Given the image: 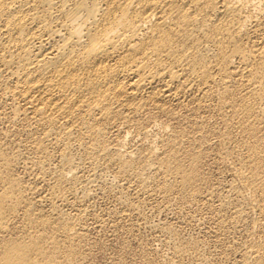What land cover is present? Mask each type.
<instances>
[{
	"label": "bare ground",
	"instance_id": "bare-ground-1",
	"mask_svg": "<svg viewBox=\"0 0 264 264\" xmlns=\"http://www.w3.org/2000/svg\"><path fill=\"white\" fill-rule=\"evenodd\" d=\"M89 223L264 264V0H0V264H85Z\"/></svg>",
	"mask_w": 264,
	"mask_h": 264
},
{
	"label": "rangeland",
	"instance_id": "rangeland-1",
	"mask_svg": "<svg viewBox=\"0 0 264 264\" xmlns=\"http://www.w3.org/2000/svg\"><path fill=\"white\" fill-rule=\"evenodd\" d=\"M102 204H99L97 207H96V210H98L97 212H99L100 213V211L102 212V210L104 209L102 206H101ZM102 207V210H100L101 209V207ZM100 210V211H99ZM178 210H176L175 212L177 213V214H175V212L173 211L170 215H169V217L168 216H162L160 219H158V218H155L156 219V221L158 222V220L159 221H163V222H174V218H176L175 219V221L176 222H178L179 224H177L175 227H176V229H178V227H179V229L178 230H180L181 229V232H180V234L184 237V238H186V239H189V238H194V239H198V240H200L201 242L203 241H205L204 243H207L208 244V242H209V237L207 236L208 235V227L207 226H204L203 228H201L200 230H197V229H199L198 228V226H196L195 224L196 223H191V222H189V220H187L186 218H189L188 217V215H186V213H183V214H181V213H179V212H177ZM175 214V215H174ZM195 213H191V215L192 216H194V217H196L195 218V220L197 219L198 220V218H202L203 216H201V215H199V214H196V216L194 215ZM173 215V216H172ZM176 215H178V216H176ZM181 215H183V217L181 216ZM197 215L199 216L198 218H197ZM175 216V217H174ZM181 216V217H180ZM193 217V218H194ZM168 218V219H167ZM178 218V219H177ZM183 218H185V219H183ZM162 219V220H161ZM171 221H170V220ZM181 219H183V220H181ZM179 220V221H178ZM152 221H155L154 219L152 220ZM183 222V223H185V224H183L182 225V223H180V222ZM188 221V222H187ZM191 223V224H190ZM190 224V225H189ZM193 224V225H192ZM91 225H92V227H91ZM180 225H182V226H180ZM185 225V226H184ZM189 225V226H188ZM192 225V226H191ZM188 227V229L189 228H191V230L189 229H187V227ZM195 226H196V228H195ZM94 227H96V226H94L92 223H89V228H90V230H89V237H92L93 235H95V236H93V238L92 239H90L89 238V242H88V244L90 245V246H88V244H87V246L85 247H83V255H85L84 256V258H86V261L84 262L85 264H95L96 262V264H110L111 263V261H113V263H111V264H119V262L120 261H122L124 258H126V259H124L123 260V262H120V264H124V263H126V262H128V264H131V263H133V264H150V263H148L149 262V260H151V257H152V260L155 258L156 260H161V257H164V256H166L167 255V251H165V250H168L167 248H164L162 245H160V242H158V240H159V237L160 236H158V234L156 233V232H154L151 228H149V227H147L148 229H147V231H146V227H142V228H140V230L139 231H137V229H135L134 231H131V232H128L127 233V231L126 230H124V229H118V231L116 230V229H113V230H111L112 228H110L109 229V227H106L105 229H103L104 231H106L107 230V232H103V230H101V228L100 227H96V228H94ZM186 227V229H184L183 230V228H185ZM108 228V229H107ZM195 228V229H194ZM205 228V229H204ZM145 229V230H144ZM151 229V230H150ZM206 229H207V231H206ZM101 230V233L99 232ZM115 230V231H114ZM149 230V231H148ZM177 230V231H178ZM182 230L184 231V232H182ZM194 230V231H193ZM196 230V231H195ZM204 230V231H203ZM94 231V232H93ZM111 231V232H110ZM113 231V232H112ZM122 231H124L123 233H122ZM142 231V232H141ZM143 231H144V233H143ZM187 231V232H186ZM189 231V232H188ZM190 231L192 232V233H190ZM201 231H203V232H201ZM206 231V232H205ZM94 234H93V233ZM116 232V233H115ZM119 232H121V233H119ZM136 232V233H135ZM138 232V233H137ZM153 232V233H152ZM194 232V233H193ZM99 234V235H96V234ZM105 233V234H104ZM108 233H109V235H108ZM132 234V236H131V234ZM139 233H140V235H139ZM141 233H142V235H141ZM186 233V234H185ZM199 233V234H198ZM204 233V234H203ZM102 234V235H101ZM106 236H104V235ZM112 234V235H111ZM115 234H118V235H116V237L114 236ZM121 234H123V235H121ZM125 234H126V236H125ZM144 234V235H143ZM154 234V235H153ZM192 234V236H190ZM193 234H195V235H193ZM203 234V235H202ZM121 235V236H120ZM149 235V236H148ZM153 235V236H152ZM197 235V236H196ZM199 235H202V236H199ZM102 236V237H101ZM103 236H104V239H103ZM108 236V237H107ZM121 238V239H123V240H121L119 237ZM141 236H142V238H141ZM152 237V239L155 237V238H157V236H158V238H157V240H154L153 239V241H152V239H151V237ZM199 236V237H198ZM98 239H97V238ZM112 237V238H111ZM113 237H115V238H113ZM125 237H127V239L125 238ZM128 237H132V238H128ZM137 237H139L138 239H135V238H137ZM150 237V238H149ZM189 237V238H188ZM196 237V238H195ZM205 237V238H204ZM146 238V239H145ZM204 238V239H203ZM207 238V239H206ZM97 241H96V240ZM100 239V240H99ZM101 239H103V240H101ZM111 239H113V240H111ZM118 239V240H117ZM144 239V240H143ZM203 239V240H202ZM208 240V241H206V240ZM128 240H130V242H128ZM133 240V241H132ZM146 240V241H145ZM148 240V241H147ZM94 241V242H93ZM95 241H96V243H95ZM107 241H108V243H107ZM120 241V242H119ZM123 242V244H121L122 242ZM125 241H127L126 243H128V244H131V246L130 245H128V244H126L125 243ZM138 242V243H136V242ZM141 241H144V242H141ZM154 241H156L155 243H158V244H155L154 243ZM97 242H99V243H97ZM110 242V243H109ZM115 242V243H114ZM117 242V243H116ZM140 242L141 243H144V244H140ZM146 242H148V244L146 243ZM149 242H151V243H149ZM96 245H95V244ZM103 243H106V244H108V245H104ZM119 243V244H118ZM154 243V244H153ZM100 244V245H99ZM151 244H153V248H151L152 247V245ZM97 245H99V246H97ZM102 245V246H101ZM123 245V246H122ZM125 245H126V247H125ZM129 247H128V246ZM141 245V246H140ZM156 245V246H155ZM159 245V246H158ZM96 246V247H95ZM119 246H121V247H119ZM138 246V247H137ZM143 246V247H142ZM150 247V248H148L147 250L145 249V248H147V247ZM162 246V247H161ZM87 247L90 249H88L87 250ZM98 247V248H97ZM100 247V248H99ZM103 247V248H102ZM106 247V248H105ZM119 247V248H118ZM142 247V248H141ZM145 247V248H144ZM123 248V249H122ZM129 248V249H128ZM130 248H131V250H130ZM136 248V249H135ZM157 248L160 250L161 249V251H159V250H157ZM99 249V250H98ZM104 249H105V251H104ZM107 249V250H106ZM119 249V250H118ZM142 249V250H141ZM151 249H153V250H151ZM157 250V252H156V250ZM165 249V250H164ZM123 250H125L124 252H123ZM127 250H129V251H127ZM91 251V252H90ZM104 251V252H103ZM119 251V252H118ZM137 251V252H136ZM146 251V252H145ZM148 251V252H147ZM151 251V252H150ZM163 251V252H162ZM118 252V253H117ZM127 252V253H126ZM142 252V253H141ZM158 252H159V254H158ZM166 252V253H165ZM86 253V254H85ZM88 253V254H87ZM90 253V254H89ZM93 253V255H91ZM114 253V254H113ZM119 253H121V255L122 256H120V254ZM131 253V254H130ZM138 253H140V254H138ZM144 253H146L147 254V258L146 259H148L149 258V260L147 261L146 259H145V257H143L144 255ZM153 253V254H152ZM157 253V254H156ZM110 254H112L111 256H110ZM116 254V255H115ZM129 254H130V256H129ZM153 256H152V255ZM155 254V255H154ZM163 256H162V255ZM165 254V255H164ZM88 255V256H87ZM118 255L120 256V257H118ZM135 255V256H134ZM139 255V256H138ZM148 255H149V257H148ZM159 255V256H158ZM90 256V257H89ZM91 256L93 257V258H91ZM124 256V257H123ZM129 256V257H128ZM132 256H134L133 258H131ZM151 256V257H150ZM159 258H158V257ZM97 257V258H96ZM110 257V258H109ZM115 257H117V258H115ZM135 257H136V259H137V257L139 258V259H135ZM89 258V259H88ZM93 260L94 258V260L96 261V262H94V260L92 261L91 259ZM114 258V259H113ZM118 258H121V259H118ZM129 258H131V259H129ZM142 260H141V259ZM111 259H113V260H111ZM135 259V260H134ZM92 261V262H90V261ZM131 260V261H130ZM139 260V261H138ZM141 260V261H140ZM144 260H146L147 262L146 263H144L145 261ZM88 261V262H87ZM115 261V262H114ZM126 261V262H125ZM118 262V263H117ZM135 262V263H134ZM218 262H219V260H218ZM127 264V263H126Z\"/></svg>",
	"mask_w": 264,
	"mask_h": 264
}]
</instances>
